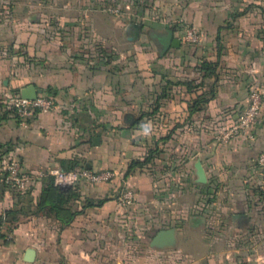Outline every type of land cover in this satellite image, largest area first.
I'll return each mask as SVG.
<instances>
[{
  "label": "crops",
  "instance_id": "crops-1",
  "mask_svg": "<svg viewBox=\"0 0 264 264\" xmlns=\"http://www.w3.org/2000/svg\"><path fill=\"white\" fill-rule=\"evenodd\" d=\"M1 1L17 10L29 7L19 15L12 9L7 18L36 26L18 29L24 33L18 57L28 59L20 62L18 77H9L17 56L0 55V98L7 100L14 91L34 83L44 91L52 89L55 105L19 119L0 103V144H14L29 170L67 167L77 161L98 170L115 169L117 176L111 182L75 185L79 195L70 206L78 213L64 224L48 208H40L46 175L39 176L27 192H16L3 183L0 162V264H156L155 248L164 251L171 245L152 246L151 239L141 246L143 250L134 245L144 240L142 230L155 223L152 212L159 198H183L197 191L189 184L199 182V160L208 182H254L263 176L264 114L253 128L227 134L237 111L247 103L250 86L264 83L263 29L258 24L264 17V0H181L164 19L182 18L198 26L201 41L186 46L181 40L165 53L162 38L172 27L161 28L163 22L154 25L159 29L143 49L141 42L134 41L139 36L131 38L128 24L123 33L115 28L112 33L102 19L89 18L86 11L84 17L94 33H60L47 27L50 20L74 24L73 7L81 0ZM141 29L142 25V33ZM173 30L174 37L181 38ZM125 42L131 43L126 47L129 58L123 61ZM204 60L219 61L217 77L204 78L200 68ZM212 84L215 95L193 109V100L208 93ZM151 151V161L134 166L127 175L131 163L144 160ZM124 184L136 192L129 207H122L117 199ZM244 194V199L254 197L252 190L251 195ZM101 199L105 200L99 204ZM7 211L12 212L2 220ZM145 214L151 222L138 227ZM165 227L176 229L163 225L157 231ZM206 238L200 233V248ZM229 241L228 250L212 247L206 255L211 264L238 259L234 256L240 251ZM250 242L260 249L264 235ZM29 247L36 250L31 262L25 259ZM253 258L264 264L260 250Z\"/></svg>",
  "mask_w": 264,
  "mask_h": 264
},
{
  "label": "rangeland",
  "instance_id": "rangeland-1",
  "mask_svg": "<svg viewBox=\"0 0 264 264\" xmlns=\"http://www.w3.org/2000/svg\"><path fill=\"white\" fill-rule=\"evenodd\" d=\"M180 1L181 0H81V4L77 3V5L73 7L75 9V19L74 21L73 19L71 20L74 24L69 22L70 20L62 23H57V20H50L46 25L50 29L58 30L60 33H94L95 30L93 29V25H91V23L88 24L89 19L87 20V18H85V11L90 12L89 18L92 17L96 19L97 17V19H102L104 25L108 27L111 32L115 28L117 33H123V31L127 30L125 29V25L128 24V33L134 34L136 29L134 30L133 23H139L140 27L142 25V33L139 28V37L134 41H137V43L141 42L142 48L146 49L147 45L150 44L149 41L152 40L151 34L157 33L159 29L158 27H154V25H157V23L161 24V22L164 23L163 26H160L161 28H164L165 25L172 27L175 31L181 33V40L185 41L182 36L184 35V27L194 24L182 18L164 19V16L168 13L167 11L175 10L178 6L176 3L179 4ZM77 2H79V0H77ZM12 9L9 3L4 4L0 0V55L17 56L14 62L17 64L14 68L15 72L9 73V77L12 75L18 77L21 67L20 62L28 60L24 57V60L21 61L20 59L22 58L18 57L21 56L19 53L22 51L24 45L19 42L20 34L23 35L24 33H20L22 29H18L21 26L25 28L26 25L35 27L36 23H28L22 21V19L11 20V18H7V15L11 13ZM29 10L27 6H19V10H17L16 7L13 9L18 15L28 12ZM258 24L262 25V37L264 39V17ZM73 29L75 32H71ZM49 32L54 33L51 31ZM200 41L195 43L185 41V45L192 46ZM130 43L131 42H125V44L122 45L125 52L123 61L129 58L126 47L130 45ZM0 99L4 101L0 103L7 105L5 97ZM262 166L261 170H263V176L259 178V181L238 182L234 184L219 181L198 182V184H195L193 181L191 184H188L192 185L191 187L196 186L197 191H191L187 197L176 198L174 196H163L159 198L152 212L153 218H156L155 223L149 220L151 217L149 214L139 217L138 227H144V224H147L148 221L149 223L151 222L150 225L152 227H150L149 230H142V232H144L141 234V237L144 240L140 243L136 242L134 247L136 246L138 249H142L141 246L143 247L149 243V240L159 227L163 225L175 226L177 229V241L164 251L155 248L156 264H211L207 256L211 252L212 247L218 246L217 248L221 250H228L229 240L235 242V244H231L230 247L233 249L237 248L240 252L238 256H234V258L238 257V259H234L233 263L226 264H260L256 262L257 260L252 259H254L253 257L257 250H260V253L264 255V246L255 250L250 241L254 236L262 238L264 235V164ZM229 188L231 190H229ZM251 190L254 191L252 195L254 197H247L244 199L245 194L243 195V193L248 191L249 195H251ZM147 211L148 209H146V212ZM195 215L197 216L195 217ZM200 233L208 237L206 238L207 241H204V248L199 247ZM133 234L139 237L138 232H134ZM185 250H187V253H185ZM167 251H170L169 254H167ZM240 257L244 259H240Z\"/></svg>",
  "mask_w": 264,
  "mask_h": 264
},
{
  "label": "built area",
  "instance_id": "built-area-1",
  "mask_svg": "<svg viewBox=\"0 0 264 264\" xmlns=\"http://www.w3.org/2000/svg\"><path fill=\"white\" fill-rule=\"evenodd\" d=\"M183 39L191 43L201 40L202 32L198 26L186 25L184 27ZM8 106L14 109L15 113L21 118L26 119L40 112L49 111L55 105L54 96L45 91L38 94L35 99L23 97L20 93H13L6 100ZM264 114V83L256 81L249 89V97L243 109L237 111V117L230 126L231 130L227 136H230L234 130L240 128L251 129L256 126ZM261 162L264 164V154L261 156ZM3 183L10 189L25 193L32 187L39 176L53 175L55 182L62 186L78 185L81 182L104 183L111 182L117 176L115 169H94L86 165L77 166L71 169L62 167H51L41 170L27 169L21 160L16 148H13L3 158L1 164ZM118 203L122 207H129L136 201L135 189L124 184L120 187L118 193Z\"/></svg>",
  "mask_w": 264,
  "mask_h": 264
},
{
  "label": "trees",
  "instance_id": "trees-1",
  "mask_svg": "<svg viewBox=\"0 0 264 264\" xmlns=\"http://www.w3.org/2000/svg\"><path fill=\"white\" fill-rule=\"evenodd\" d=\"M264 10V7H263ZM221 44V41L219 39V45ZM221 46V45H220ZM219 46V51H221V47ZM218 66L219 61H209L204 60L201 63V70L203 72L204 78H210V77H217L218 76ZM46 93L54 96V92L51 88H48L45 90ZM13 93H20L19 91H14ZM215 95V84H212L209 87L208 93L199 94L194 100L192 107L193 109L203 107L206 103L209 102V100ZM8 105V104H7ZM10 111L13 112V114L21 119L14 111V109L10 108ZM15 148L14 144L8 143V144H0V162H2L3 158L9 153L11 149ZM157 150V149H156ZM155 151V149H154ZM153 157V152L144 159V160H134L127 172V175L130 173L132 168L136 165H141L144 163H147L151 161ZM85 163H79L77 161L72 162L70 166L62 167L64 169H71L77 166H83ZM45 181V187L43 188L41 199H40V208H48V211L53 213L57 218L61 219L64 224H68L71 222L78 211L72 210V206H70V202L73 198H76L79 194L77 193V188L75 185H67L62 186L60 184H57L55 182L53 175H46L44 176ZM17 192V191H16ZM105 199L99 200V204H101ZM69 203V205H68ZM12 211H7L5 213V216H1V219L4 220L5 218H8Z\"/></svg>",
  "mask_w": 264,
  "mask_h": 264
},
{
  "label": "water",
  "instance_id": "water-1",
  "mask_svg": "<svg viewBox=\"0 0 264 264\" xmlns=\"http://www.w3.org/2000/svg\"><path fill=\"white\" fill-rule=\"evenodd\" d=\"M133 27H135V32L133 35H131V38L134 39L139 36V23H133ZM163 42V51L162 53H165L166 50L171 46H179L181 44V38L174 37V31L172 29H169L167 31V34H165L162 38ZM44 89L37 87L34 83H31L24 87L21 90V95L26 98L35 99L39 93L43 92ZM97 139V138H96ZM87 167L91 168L89 164L86 165ZM197 168V180L199 182H207L208 177L205 170L204 165L202 164L201 160H199L196 163ZM177 241L176 237V229L174 227H165L159 229L151 238V245L157 246V247H163L168 245H173ZM36 257V250L33 247H29L25 254V259L27 261H34Z\"/></svg>",
  "mask_w": 264,
  "mask_h": 264
}]
</instances>
